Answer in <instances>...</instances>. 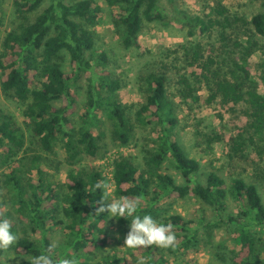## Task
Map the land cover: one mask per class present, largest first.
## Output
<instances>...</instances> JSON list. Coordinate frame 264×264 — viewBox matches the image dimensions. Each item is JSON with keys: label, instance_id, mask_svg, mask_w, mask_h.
Here are the masks:
<instances>
[{"label": "trees", "instance_id": "trees-1", "mask_svg": "<svg viewBox=\"0 0 264 264\" xmlns=\"http://www.w3.org/2000/svg\"><path fill=\"white\" fill-rule=\"evenodd\" d=\"M104 1L115 9L112 23L125 47L138 45L145 24L175 25L186 28L189 36L197 28L204 31L221 24L219 59L208 56L202 61L197 52L193 56L200 63L208 91L205 101L218 98L225 105H241L247 129L259 137L264 133V95L248 81L247 66L252 53L262 48L253 38L264 39V0L263 9L250 19L234 18L245 31L239 38L234 31L228 32L233 23L228 17L224 23L200 16L171 19L159 0ZM12 2L20 22L0 44V90L23 107V124L42 150L53 153L61 143L73 168L62 184L44 180L40 168L37 178H31L27 174L31 169L26 173L24 157H20L25 150L24 128L0 108V218H8L18 234L14 246L0 250V264H6V251L14 255V264H30L26 255L43 253L53 243L54 227L65 237L54 249V257L71 259L74 264H137L141 258L145 264H176L173 259L177 251L185 253L198 247L212 250L208 264H264V240L256 234L257 230L264 232V200L257 184L239 176L226 178L214 169L206 171L196 158L187 155L174 136L177 118L167 96L164 74L150 72L145 76V98L131 119L116 94L120 81L108 70L106 53L94 54L95 39L89 27L99 18L100 7L95 0ZM224 12L217 9L220 15ZM64 51L69 56L68 71L62 67ZM193 99L199 101L201 97ZM79 105L82 110L76 113ZM102 122L108 123L112 139L121 144L129 141L135 124L159 129L154 149L144 157V166L126 156L114 158L110 161L111 179L117 198L138 199L141 215L150 214L173 226L174 248L153 245L129 249L126 255L105 252V226L110 217L106 212L97 214L100 190L95 184L107 185L109 180L99 170L76 168L84 154L95 156L99 152L100 137L95 128ZM240 138H231L229 158L243 149ZM36 161L34 156L30 162ZM165 164L179 173L181 182L166 171L169 167ZM187 198L198 202L194 218L169 212L173 200ZM233 202L239 204L236 212L229 210ZM113 220L120 226L129 225L122 217ZM221 231L225 235L217 240ZM97 251L102 253L95 261ZM182 261L200 264L195 258Z\"/></svg>", "mask_w": 264, "mask_h": 264}, {"label": "rangeland", "instance_id": "rangeland-1", "mask_svg": "<svg viewBox=\"0 0 264 264\" xmlns=\"http://www.w3.org/2000/svg\"><path fill=\"white\" fill-rule=\"evenodd\" d=\"M12 1H2L0 44L3 37L20 22L16 17ZM159 1L171 19L181 18L185 15L187 17L200 16L207 20L211 18L220 20L221 23H224L225 17L232 21L235 17L247 20L263 9L262 0ZM95 2L100 7L99 18L96 24L89 27L95 39L94 54L106 53L107 68L120 81V88L116 94L126 106L131 119L133 120L134 111L138 109L145 98V76L150 72L164 74L167 79V96L177 118L174 136L187 155L196 158L206 171L214 169L226 178L239 176L248 182L256 183L264 200V133L259 137L247 129V117L243 114L241 105H225L218 98L209 103L205 101L208 91L201 76L200 63L193 57L194 52H197L202 61H206L208 56L219 59L221 24L216 23L204 31L197 28L191 36L187 34L186 28H179L175 25L165 26L157 22L145 24L138 36V45L125 47L121 41V33L112 23L111 15L115 9L108 6L104 0H95ZM219 8L225 10L221 15L217 13ZM240 25V22L233 21L227 30L228 32L234 31L236 37L239 38L245 33L244 28ZM253 39L257 40L262 48L253 52L248 59L247 66L250 73L248 81L264 95V67L262 66L264 39L260 36ZM61 55L62 67L68 71L69 56L65 51ZM83 95L84 92L80 93V102H82ZM194 96H200L201 99L195 101ZM0 108L4 112L12 114L24 128L25 150L20 153V157H24L22 165L26 173L31 169L27 174L36 179L40 168L44 180L55 185L64 183L73 166L67 163L61 143L54 147L53 153L42 150L31 130L23 124L26 120L22 113L23 107L13 97L5 95L1 90ZM81 110L82 107L77 106L76 113ZM76 118L77 116H74L75 121ZM158 130L152 126L140 127L135 124L129 141L126 144H121L112 139L108 123L102 122L95 128V134L100 137L99 152L95 156L84 154L76 168L101 171L109 180L107 183L109 192L116 197L113 193L110 161L126 156L143 167L144 157L148 156L155 147L154 141ZM238 135L241 136L239 140L243 142V149L234 158H229L231 138ZM34 156L37 157V161L31 163ZM165 165L169 167L168 164ZM166 171L177 182H181L179 173L172 167L167 168ZM197 206L196 200L187 198L173 200L172 204L167 207L170 213L178 212L186 218H194ZM238 209V203L233 202L229 206L231 211L236 212ZM105 227V252L126 255V251L130 248L124 246V238L129 230V225L120 226L110 217L109 223ZM53 230L52 242L57 246L61 245L65 238L63 232L56 227ZM256 234L264 240V232L257 230ZM222 235H225L222 231L217 233L216 239H222ZM231 244L228 243V245ZM211 251L208 247L192 248L185 253L183 250H179L173 261L176 264H182V260L186 258H195L200 264H208L212 260ZM101 253V251L95 253V261L100 259ZM4 261L6 264H14L15 257L6 251Z\"/></svg>", "mask_w": 264, "mask_h": 264}, {"label": "clouds", "instance_id": "clouds-1", "mask_svg": "<svg viewBox=\"0 0 264 264\" xmlns=\"http://www.w3.org/2000/svg\"><path fill=\"white\" fill-rule=\"evenodd\" d=\"M95 189L100 190V200L97 214L106 212L108 217L124 218L129 221V230L124 238V246L130 249L157 246L160 248H174L176 235L170 223H162L150 214L141 215L139 212L140 201L126 197L116 198L108 190V186L101 182L95 184ZM18 234L13 230V225L8 218H0V250H8L16 244ZM55 243L49 244L43 253L27 256L30 264H74L68 258L56 259L54 257ZM137 264H145L141 258Z\"/></svg>", "mask_w": 264, "mask_h": 264}]
</instances>
